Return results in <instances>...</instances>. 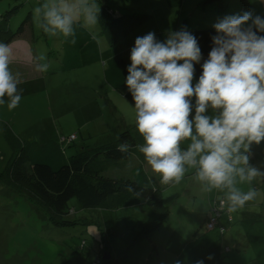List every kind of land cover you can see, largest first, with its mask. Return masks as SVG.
I'll return each mask as SVG.
<instances>
[{
    "label": "rangeland",
    "instance_id": "374dc122",
    "mask_svg": "<svg viewBox=\"0 0 264 264\" xmlns=\"http://www.w3.org/2000/svg\"><path fill=\"white\" fill-rule=\"evenodd\" d=\"M202 1L108 0L110 9L120 15L148 17L111 46L106 37L99 34L97 25L91 29L76 25L75 44L62 36L49 37L38 27L33 16V9L44 0H0L2 9L7 5L30 4L29 38L33 57L44 55L46 60L41 63L49 64L47 72L36 69L33 72L31 69L28 78L20 81L18 89H22V99L15 109L9 111L6 104L0 105V264H93L106 252L116 259L117 264H190L199 255L197 243L207 241L209 233L199 225L195 237H192L195 219L191 213L192 204L188 201L190 196L186 195L187 187L194 183L191 193L198 200L196 210L202 207V202L206 203L208 196L220 201L217 197L222 194L215 190L201 192L199 184L190 178L192 172L184 178L188 182L167 185L163 192L164 205L174 213V220L170 217L166 224L169 227L170 222H176L171 230L179 229L173 238L168 236L172 231L165 230V224L148 237L139 235L142 226L151 222L155 215L145 204L113 211L84 209L76 199H71L68 212L56 219L60 223L57 225L31 193L21 187L15 189L5 181L12 153L3 138L1 125L7 123L22 141L46 143L53 140L60 143L61 139L74 135L73 143L62 144L66 157L75 155L83 147L95 148L111 143L125 129L133 130L134 105L124 84L127 70L122 72L116 56L121 55L127 61L126 67L130 65L128 58L136 37L154 32L159 39L182 27L190 32L214 29L212 25L218 18L250 8L264 15L262 0H247L244 9L240 8L238 0H227L223 16L211 8L202 10L199 6ZM23 15L22 12L19 17ZM17 16L12 17V26L18 25ZM207 114L212 115L211 109ZM182 147H186V143ZM250 155L254 157L250 164L264 171V141L258 145L254 143ZM134 160L136 162L132 156L112 165L105 176H123ZM240 187L247 191L249 185ZM251 187L258 191L257 197L235 213H229L225 208V216L231 214L229 218L237 234L244 230L256 236L257 231V242H249L243 236L248 250L244 252L247 255L243 256L241 264H264V242L259 238L264 231V214L261 215L264 213V179L257 178ZM178 193L182 195L177 199ZM244 212L255 214L245 217L250 223L257 222L255 226L237 224ZM257 217L261 219L257 220Z\"/></svg>",
    "mask_w": 264,
    "mask_h": 264
},
{
    "label": "clouds",
    "instance_id": "9594fccd",
    "mask_svg": "<svg viewBox=\"0 0 264 264\" xmlns=\"http://www.w3.org/2000/svg\"><path fill=\"white\" fill-rule=\"evenodd\" d=\"M100 13L98 0H44L33 9L45 34L71 44L76 25L94 28ZM212 27L207 58L186 27L169 31L163 41L154 32L136 37L124 84L143 141L135 147L159 183L178 185L192 172L201 192L221 193V207L235 213L258 195L240 185L264 179V171L250 164L251 146L264 141V15L250 8L218 18ZM36 59V70L47 72L49 64L41 63L46 57ZM11 63L10 46L0 42V105L9 111L22 99ZM130 147L125 141L117 151L127 153Z\"/></svg>",
    "mask_w": 264,
    "mask_h": 264
},
{
    "label": "trees",
    "instance_id": "16d2710c",
    "mask_svg": "<svg viewBox=\"0 0 264 264\" xmlns=\"http://www.w3.org/2000/svg\"><path fill=\"white\" fill-rule=\"evenodd\" d=\"M226 1L204 0L199 6L202 10L211 8L219 16H223L226 14ZM238 1L240 8L244 9L247 7V0ZM98 2L101 4L100 20L97 24L99 34L104 35L111 46L128 31L148 19L145 15H120V13L110 9L108 0H98ZM29 5V3H26V6H24V3H20L18 6L7 5L1 10L0 42L9 45L15 39L23 38L30 33L32 14L31 6L29 8ZM27 7L29 9L26 12ZM22 12L24 15L20 18L19 15H22ZM14 15H18L17 17L20 20L17 26L16 24L12 26V17ZM192 33L199 41L204 58H207L212 47L211 37L215 35V30H196ZM165 38L166 36H160L158 40L163 41ZM116 61L122 72L125 73L127 61L125 62L121 55L116 56ZM200 71V65H196L197 79ZM1 128L3 138L12 153V159L4 177L5 181L15 189L21 187L31 193L36 201L46 208L49 212L50 220L55 224L59 225L60 223L56 219L68 212V202L71 199H76L84 209L115 211L147 205L155 215L151 222L142 226L139 235H144L145 237H148L163 222L170 219L171 211L163 203L162 193L164 185L147 177L144 173L143 154L139 153L135 147L137 144L143 143V141L136 127L133 130H123L119 133L117 139L111 143L95 148L83 147L70 157L65 156V149L62 144L65 142L68 144L73 143L76 137L74 135H71L74 136V139L69 141L70 136L67 139H61L60 143L49 140L44 144H39L35 141H22L14 134L7 123H2ZM125 141L131 147L127 153H120L117 151V145ZM139 155L140 157L138 158ZM132 156L136 157L137 163L132 168L127 169L123 176L113 178L105 176V173L112 165L126 161ZM253 158L250 155V160ZM129 187L134 189V192H129ZM135 193H138V195ZM25 198L28 199L27 197ZM196 201H198L197 198ZM213 201L209 203L207 215L210 212ZM203 207L204 202H202V207L198 210ZM224 214H226L225 207L217 224L211 230L206 228L207 216L202 223L206 232H217L221 240L228 231V228L221 224ZM263 214L261 213V215ZM249 215L255 214L249 212ZM248 224L251 226L250 222ZM228 225L232 227L233 222ZM262 228L264 230V226ZM261 236H259L260 241H262ZM218 242L212 243L203 249L191 264H197L198 261H202L203 264H237L227 258L230 256L228 254L230 249L223 245L222 242ZM104 256H109V258L106 260L98 258L97 263H95L117 264L116 259L110 253L106 252ZM209 256L212 259L209 260Z\"/></svg>",
    "mask_w": 264,
    "mask_h": 264
},
{
    "label": "crops",
    "instance_id": "0c3cea01",
    "mask_svg": "<svg viewBox=\"0 0 264 264\" xmlns=\"http://www.w3.org/2000/svg\"><path fill=\"white\" fill-rule=\"evenodd\" d=\"M1 10H2V7H0V13H1ZM29 36H30V33L28 35H26V37L24 36L23 38L15 39L14 41H12L9 44V46H10V48L12 50V63L10 64V68L13 71L14 74L15 73L19 74V80L20 81H23V80L27 79L28 76H29L27 73L31 72L32 70H33V72H35V69H36L37 61H36L35 57H33V53H32L33 48H32V44L30 43L31 40H30ZM31 64H32V66H31ZM25 76H27V77H25ZM35 142H37V141H35ZM37 143H39V142H37ZM39 144H44V143H39ZM135 159H136V157H135ZM136 163H137V160H136V162L134 160L132 166L136 165ZM132 166H130L129 168H132ZM143 170H144V173L147 175V177L152 178V179H154L156 181H159L158 178L151 172L150 168L146 165L145 161L143 163ZM191 175H192V173H191ZM182 181L183 182H188L185 179H183ZM193 184L194 183H190L188 185L187 190H186V195H187V197L190 196L188 198V201L192 204V210L193 211L191 213L194 214V219H195L194 220V224H193L195 227H194V230L192 232V237H195V234L198 231V229L199 228L200 229L204 228V225L202 223H203L204 218L207 216V213H208V210H209V203L213 199H211V197L208 196V198L206 199V203H204V207L201 210L196 211L195 210L196 209L195 204L197 202L196 201L197 197H193L194 195H192V193H191V188H192ZM166 187H167V185H164L163 192L165 191ZM249 187H251V185H249ZM162 195H163V193H162ZM181 195H182L181 193H178L176 198L178 199ZM134 207H137V206H134ZM180 208L186 209V207H180ZM170 211H171V216L170 217H171V220L173 221L174 220L172 218V215L174 214L173 213V209H170ZM199 214H201V215H199ZM230 215L231 214H229V216ZM247 215L249 216V212H244V214H241L237 224H239V223H249L247 221V219H245V217ZM223 216H222L223 219H221V224H222V226L228 228V231L225 234L224 238H222V240H221L220 236L215 231L206 232V233H209V239L207 241H202L201 243H197L199 245V249H197V252L200 253L203 249H205L210 244L219 243L218 241H220V242H222L223 245H226L227 248H229L230 251H231V252L230 251L228 252V254H230V256L227 257V258H229L228 260L239 264L240 263V259L242 258V256L246 255V253L244 254V252H246L248 250V247L245 244L243 236L249 242H252V241H256L257 242V235L256 236H253V235L251 236V233L249 231L246 232L244 230L243 231H239L240 233L237 234L235 229H234V227L233 226L231 227V226L228 225L230 222H233V221L229 218V216L227 217V216H225V214ZM257 220H258V217H257ZM166 222H169V219H167L165 221V223H162V225L165 224V226H164L165 230H171V226L176 224V222H174V223L170 222V226L168 227ZM256 223L257 222L251 223V226L252 225L255 226ZM162 225L160 227H162ZM198 226H199V228H198ZM257 230H259V229H257ZM171 231L173 233L170 232L168 236H171L173 238L174 235H175L174 232L175 231L179 232V229L177 230V228H172ZM256 232L257 231L255 230V233ZM175 237L179 240V238L177 236H175ZM261 237H262V242H264V233L262 234ZM255 256H257V253L255 254ZM192 262H193V260H192ZM192 262H190V264Z\"/></svg>",
    "mask_w": 264,
    "mask_h": 264
},
{
    "label": "built area",
    "instance_id": "2783aa9c",
    "mask_svg": "<svg viewBox=\"0 0 264 264\" xmlns=\"http://www.w3.org/2000/svg\"><path fill=\"white\" fill-rule=\"evenodd\" d=\"M72 139H74V136H70L68 141ZM223 210L224 208L221 207L220 201L215 200L214 203H212L210 207V212L207 217L208 218V223L206 224L207 229L211 230L215 227Z\"/></svg>",
    "mask_w": 264,
    "mask_h": 264
},
{
    "label": "water",
    "instance_id": "95a60500",
    "mask_svg": "<svg viewBox=\"0 0 264 264\" xmlns=\"http://www.w3.org/2000/svg\"><path fill=\"white\" fill-rule=\"evenodd\" d=\"M109 258V256H103L102 257V260H106V259H108Z\"/></svg>",
    "mask_w": 264,
    "mask_h": 264
}]
</instances>
